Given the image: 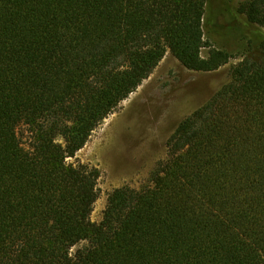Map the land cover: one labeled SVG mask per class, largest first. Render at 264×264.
<instances>
[{"label": "trees", "instance_id": "trees-1", "mask_svg": "<svg viewBox=\"0 0 264 264\" xmlns=\"http://www.w3.org/2000/svg\"><path fill=\"white\" fill-rule=\"evenodd\" d=\"M235 2L0 0V264H264V0ZM168 52L242 60L95 223L101 173L69 161Z\"/></svg>", "mask_w": 264, "mask_h": 264}, {"label": "rangeland", "instance_id": "rangeland-1", "mask_svg": "<svg viewBox=\"0 0 264 264\" xmlns=\"http://www.w3.org/2000/svg\"><path fill=\"white\" fill-rule=\"evenodd\" d=\"M247 2L236 0L235 4L239 7ZM208 42L233 55L238 53L226 38ZM208 51L206 48L203 56ZM241 60L238 56L231 58L219 70L204 73L186 69L168 52L150 78L93 133L76 158L69 161L89 165L101 173L93 222L102 221L114 190L150 185L157 164L167 158V142L179 123L231 81V70Z\"/></svg>", "mask_w": 264, "mask_h": 264}]
</instances>
